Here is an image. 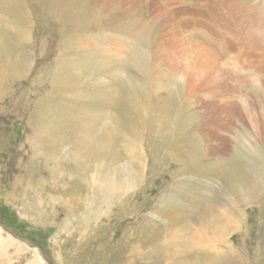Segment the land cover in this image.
<instances>
[{"label":"rangeland","instance_id":"374dc122","mask_svg":"<svg viewBox=\"0 0 264 264\" xmlns=\"http://www.w3.org/2000/svg\"><path fill=\"white\" fill-rule=\"evenodd\" d=\"M203 1L85 0L92 10H105L106 27L103 25L96 31L92 29L96 34H117L118 27L129 22L150 27L152 42L148 43L149 53L145 54L149 60L153 59L154 47H159L153 44L155 36L163 43L164 40H172L189 47L201 44L200 47H192L186 52L189 56L183 59L178 56L180 52L172 51L174 63L181 60L177 68H166L160 58L153 60L149 79H153V91L156 92L149 94V109L141 107L134 110V128L129 125L133 137L116 139L113 147L116 151H111L108 156L99 154L83 158L78 179L83 186L82 194L67 196L62 193L64 191L53 193V205L56 206L53 210L56 208V212L47 213L43 221H36L27 210L23 195L12 198L7 195L10 190L7 185L9 170L16 172L21 163L28 169L38 168L37 173H40L47 161L37 144L33 148L30 145L27 127L31 115L34 120L42 111L40 101L54 98L48 94V79L58 55V28L65 35L64 22L59 27L52 17L44 22L40 3H31L34 19L31 18L30 22L32 54L29 66L24 74L16 71L19 73L17 78H10L8 83L0 85L4 93L0 103V264H100L117 249L120 250V245L131 234L142 236L147 239L145 243H150L155 240L148 239V236L151 237L152 233L157 238L164 235L176 221L193 219L195 225L202 226L210 214L226 216L227 228L231 224L237 227L235 231H229L230 235L225 234L224 241L216 242V255L226 256L227 264H264V0ZM135 14L136 18L140 15L144 20H137ZM98 42L99 39L94 40V43ZM128 43L124 40L118 43L124 46L119 54L121 60L117 59L118 56L113 61L107 57L110 61L100 71L94 69L85 77L86 86L80 83L76 95L62 96L70 107L73 106L71 103L76 106L70 109L73 115L81 107L85 112L96 114L100 111L99 114L102 112L105 116L114 109L113 118L121 114L117 110L118 105L103 99L105 93H109L107 89H111L112 94L120 93L122 98L126 97V88L118 86L124 82L126 71L129 70L138 80L142 79L134 65V55L143 51L137 48L139 46L133 49ZM204 44L221 54V60L215 63L216 68L222 69L220 73H234L242 80L241 94L253 99L254 93L249 90L258 92L260 103L257 106L250 102V109L245 112L239 106L241 101L238 98L235 101L238 93L234 90L225 95L233 105L224 109L208 106L205 109L200 100L207 91L202 88L177 96L180 95L182 80L186 79L182 73L184 66H194L197 70L194 58L208 63L209 58L213 61L208 50L201 48ZM46 70L50 71L47 81L44 77V73H48ZM157 82L160 85L156 86ZM167 92L176 101L172 108L161 102ZM127 108L122 111L127 113ZM152 110H160L165 118L158 112L151 113ZM257 112L263 119L259 129L252 125ZM150 116L157 122L153 128ZM225 116L234 118L230 120ZM112 122L113 127L115 122ZM121 123L127 132L124 122ZM71 135L74 139L75 135ZM183 144L185 147L182 148ZM6 150L8 154H5ZM235 152L238 159L240 156L244 160L243 165L238 166ZM112 154L115 157L109 158ZM215 158L218 167L224 162L231 167L223 164L226 171H237L231 182H224L225 177L217 174L216 177L215 174L206 175V169ZM86 213L87 220L82 221L83 225L79 220L83 216L81 214ZM216 236L219 238L218 234ZM84 255L88 257L85 259ZM137 255L135 260L145 262V254ZM151 259V264H161L157 258ZM178 260H182L178 264H188L187 259L180 257Z\"/></svg>","mask_w":264,"mask_h":264},{"label":"bare ground","instance_id":"6f19581e","mask_svg":"<svg viewBox=\"0 0 264 264\" xmlns=\"http://www.w3.org/2000/svg\"><path fill=\"white\" fill-rule=\"evenodd\" d=\"M35 1H37V4L40 3V8L43 10H41V17L44 22L46 21L47 23L48 17H52L58 23V27L61 23H65L64 36L62 35L61 29L58 28L60 42L57 48L59 49L56 50L58 55L52 66L51 73L49 70H46L48 73H44L45 81H47L50 73L48 79L50 90L48 94L54 96V98L52 100L42 99L40 101L39 108H41L42 111L34 120H32L33 115H31L27 127V136L29 135L28 140L30 145L32 148L38 145L42 150L38 152H40L42 156H45V160L49 162H45L42 168L43 170L40 171V173H37L38 168L36 169V167H33L28 169L21 163L20 167L16 166V172L13 171L14 169L9 170L7 173L9 177V180L7 179V185L10 190L8 189L7 195L9 198L23 195L27 210H30V213L36 218V221H43L47 218L45 216L47 213L49 215L56 212V208L53 210V208L56 207L54 206L55 204L53 205V193L64 191L62 193L67 196L78 195L80 192L82 194L81 187L83 186L78 179H80L81 175L79 166L83 158L90 155L98 156L99 154L108 156L110 152L114 150L113 147L115 146L114 142H116V139H121V136L123 138L125 136L128 138L133 137V132L129 131V125L134 128V110L136 108L140 109L141 107L149 109V94L156 92V90L153 91V79H149L150 71L154 63L153 60L160 58L161 63L166 68H170V66H175V68H177L181 60L174 63L171 55L172 51L177 50V53L180 52L178 56L183 59L186 58V55L187 57L189 56L186 52H189L192 47H200L201 43L198 44L195 42L197 46L193 45L189 47L186 44L182 43L180 45L172 40L168 42L164 40L163 43L162 40L156 39L155 36L154 40L156 41L153 40V44L159 47H154L155 52L153 59L149 60L145 54L149 53L147 46L148 43L152 42V29L145 24L140 27L133 22H129L123 27H118L119 31L117 34H96L91 30L95 29L96 31L104 25V21L107 20L104 18L106 16L104 13L105 10H94V8L92 10L89 5L90 3L85 2V0H76L77 2L74 0H0V85L8 83L10 78L14 80L19 73L24 74L29 66V60H31L30 57L32 54L30 48L32 44L30 42V22L31 18H33L32 16H34V11L31 10L30 5ZM228 2L230 3V1ZM93 4L92 1V5ZM136 19L139 21L144 20L140 15ZM103 30L105 31L106 29ZM114 31L116 30L114 29ZM253 34L254 33H252V35ZM92 38L99 39L100 42L94 43L95 39L93 40ZM123 40L125 43L129 42L128 44H132L133 49L139 46L137 48L142 49L143 53H136L134 55V65L142 75V79L138 80L136 77H133L128 70L126 71V75H124V82L118 83L120 88H126V97L122 98L120 93H117V95L110 93L111 89H107L109 93H105V98L103 100H111L118 105L119 109L117 107V110L120 111L121 116L117 115L113 118L112 111L114 109L110 110L107 113L109 115L105 116L106 111L103 113L105 115H102V112L99 114L100 111L97 112V110L94 109L97 113L92 114L88 112L87 109L85 112L84 107L77 108L76 110L74 109L76 115H73L70 109L75 105L71 103V106H73L70 107L67 102L63 101L62 96L66 98V96L71 93L76 95L79 84L83 83V86H86L87 79H85V77L87 78L94 69H99L98 71H100V68L103 69L105 64L108 63L107 61H110V58L112 61L115 60L114 58H117V56V59H120V50L123 49L124 46H120L118 43L119 41L123 42ZM208 41H202V43ZM164 44L166 46H164ZM110 45H112V48H110ZM173 45L174 48H172ZM41 46L43 47V44H41ZM201 48L208 50L209 56L213 58V61L209 58L208 63L207 61L194 58L197 64V70H195L194 66H184L182 68V73L186 76V79L182 80L180 95L178 94L177 96H181V94L183 95L185 92L190 93V91L194 89L199 90V88H202L207 91V95L202 98L203 100H200V102L204 104L203 107H205V109L207 106L214 109H224L225 107L229 108L230 105H233L231 99L225 95L234 90L238 93L235 101H237V98L241 101L239 106H241L245 112H248L250 109V102L254 107L257 106L256 104L260 103V96L257 91L249 90L252 94L254 93L253 99L247 94L240 93L239 89L244 83L238 75L234 73L232 75L220 73L222 69L220 70L215 66V63L220 61L222 57L218 51L211 50V47L206 44L202 45ZM123 52L124 51H122V54ZM107 57H109V59ZM118 65L117 68L120 66ZM16 71H19V73ZM157 71H159V69ZM112 74L113 73H111V75ZM157 85H160V83L157 82L156 86ZM167 89L169 90L170 86H168ZM3 95V89L0 86V103L3 102ZM205 98L208 99L205 100ZM154 99L155 96L152 100ZM217 100L220 101V103ZM161 102L165 107L170 106L172 108L173 105H176V101L170 92H167L165 100ZM140 104L144 106H140ZM125 107H128L126 109L127 111L129 110L128 112L126 111L127 113L122 111ZM156 112H158L161 117L165 118L164 113L160 110H152L151 113L155 114ZM236 114L238 115V113ZM152 116L150 117L152 118ZM239 116L236 117L239 118ZM231 117L225 116L226 119L232 120L234 117ZM112 120L115 122L113 127ZM153 120L154 117L152 118V121ZM109 121H111V124ZM121 121L124 122V128L128 130L127 132L124 131ZM137 121L142 122L138 118ZM262 123V115L258 113L257 118L252 119V125L256 127V129H259V127H262ZM156 124L157 122L153 121L151 127L153 128ZM70 132L75 135L74 139L71 138L72 135L69 134ZM71 142H73V145H70ZM124 142L125 140L123 143ZM183 146L184 144L182 148ZM69 148L71 150H69ZM176 149L177 148H174V150ZM3 152L4 150H2V153ZM8 153L7 151L5 154ZM36 154L37 152H35V155ZM235 156L238 166L243 165L244 160L242 157L239 156V160L236 152ZM112 157L115 156L113 154L109 156V158ZM178 159H180V157H178ZM220 164L221 165L218 167L215 158V160L209 164L210 168L206 169V175L213 176L215 174L216 177L217 174V176H222V178L225 177V179H223L224 182H231L232 178L237 174V171H226L223 165L225 163L222 162ZM225 166L231 168L227 163ZM1 168H3L2 165ZM234 173L236 174L234 175ZM81 215L83 216L79 220V223L87 220V216L85 215H88V213ZM234 225L231 224L227 228L226 216H216V214H210V216L205 219V223H203L202 226L199 224L195 225L193 219H182L174 222L170 230L158 238L155 233H152V235H150L151 237L148 236V239H153L155 241H150V243H145L147 239L142 236L134 237L133 234L129 235L123 244L120 245V250L117 249L115 253L112 252L113 254L105 258L100 264H105V262L106 264H151V258H157V261L161 262V264H178L182 261L178 260L180 257H182L183 260L187 259L185 261L188 264H214L216 262H219V264H227V257L224 255L221 256L220 254L216 255L217 252L214 246L217 241L225 240L226 233L230 235L229 231H235L237 229L236 225ZM179 227L183 229H179ZM216 232L219 238H217ZM136 234H138V232ZM100 248L101 246H99V249ZM139 248L141 249L139 250ZM89 249L93 248L89 247ZM196 250L199 251L196 252ZM138 253L145 254V259H143L145 262L134 259L138 256ZM218 256L221 258L219 259ZM87 257L84 255L85 259ZM214 259L216 261L212 263Z\"/></svg>","mask_w":264,"mask_h":264}]
</instances>
